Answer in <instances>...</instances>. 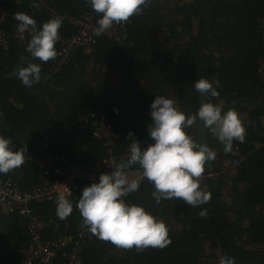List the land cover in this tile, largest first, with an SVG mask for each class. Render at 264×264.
Here are the masks:
<instances>
[{
  "label": "trees",
  "instance_id": "obj_1",
  "mask_svg": "<svg viewBox=\"0 0 264 264\" xmlns=\"http://www.w3.org/2000/svg\"><path fill=\"white\" fill-rule=\"evenodd\" d=\"M18 12L32 16L38 27L64 17L59 40L77 33L68 18L93 15L97 23L99 15L85 0H40L38 10L32 0H0V30L8 44L7 49L0 46V135L12 140L13 150L26 147L30 153L29 161L0 179L19 190L31 192L44 182L35 161L43 156L40 140L59 166L62 160L81 165L107 157L103 140L92 137V116H103L112 127L116 158H127L132 139L141 147L153 143L147 128L155 96L171 98L186 114L194 113L198 93L192 87L201 76L214 87L219 81L218 96L208 100L222 104L224 111L234 108L245 128L244 142L232 146L240 157L235 168L225 166L232 150L225 153L208 131L215 160L199 178L211 195L207 204L191 207L176 199L156 204L146 179L125 197L166 223L171 242L165 248L137 252L91 234L78 249L81 264H219L224 256L234 257L236 264H264V81L258 72L264 58V0H151L126 22L123 42L94 36L89 52L78 47L57 68V56L42 63L26 52L30 38L17 37L13 17ZM21 57L41 66L40 81L30 88L12 75ZM130 131L133 137L126 138ZM187 134L196 139V126ZM92 182L97 181L80 184L71 200L73 211L64 220L56 216L55 203L31 205L46 223L43 239L85 230L75 204ZM201 210L206 217H200ZM26 227L17 215H0V264L19 260ZM64 260L58 254L51 264Z\"/></svg>",
  "mask_w": 264,
  "mask_h": 264
},
{
  "label": "clouds",
  "instance_id": "obj_2",
  "mask_svg": "<svg viewBox=\"0 0 264 264\" xmlns=\"http://www.w3.org/2000/svg\"><path fill=\"white\" fill-rule=\"evenodd\" d=\"M39 2L32 0V7L38 10ZM85 3L99 15L93 35L100 36L114 24H124L130 17L141 14L151 0H85ZM13 19L19 33H32L26 52L33 60L38 58L44 63L55 59L54 45L60 38L59 29L63 23L59 16L39 27L32 16L23 12L16 13ZM40 74V64L25 62L24 57L12 71V75L29 88L40 81ZM215 85L219 86L218 80ZM216 87L202 76L194 82L192 88L201 98L194 113L186 114L171 98L155 96L150 104L151 123L147 128L153 143L141 147L138 140L132 139L127 158L112 166L110 173H101L98 182L82 189L75 204L82 229L117 248H135L137 252L149 247L163 249L171 242L166 223L143 206L127 202L125 197L136 192L146 179L153 186L151 195L156 204L176 199L199 207L210 201L211 195L200 187L199 178L206 165L212 166L215 153L206 143L193 139L187 130L202 126L223 145L225 153L232 150L234 142L243 143L245 136L243 121L234 108L224 111L222 104L208 100L209 95L218 96ZM129 137H133L131 131L126 138ZM26 153V147L14 151L12 140L0 135V174L21 167ZM133 168L136 171L130 176L129 170ZM55 204L60 220L73 211V203L64 193L57 195ZM199 215L206 217V210H201ZM219 264H236V261L234 257L224 256Z\"/></svg>",
  "mask_w": 264,
  "mask_h": 264
},
{
  "label": "built area",
  "instance_id": "obj_3",
  "mask_svg": "<svg viewBox=\"0 0 264 264\" xmlns=\"http://www.w3.org/2000/svg\"><path fill=\"white\" fill-rule=\"evenodd\" d=\"M62 19L65 18L62 17ZM93 19V15H83L79 19H67L77 29V33L69 39L59 40L60 48L57 51V59L54 61L55 68L61 66L69 54L78 47H82L85 52L91 50V46L94 44L93 30L97 27V23ZM125 29L126 23L114 24L111 29L101 35L123 42ZM260 29L264 36V21L261 22ZM31 35L32 33L29 31L17 32V37L24 41L31 38ZM0 46L4 49L8 48L6 37L1 30ZM258 72L264 81V58L259 62ZM92 117H95L92 137L103 140V146L107 149V157L88 161L81 165L69 164L62 160L64 164L59 166L54 159L48 156L45 150L46 144L40 140L39 146L43 156L35 161L44 179L41 187L31 192H25L19 190L11 181L0 179V215H17L23 218L27 225V241L20 251L19 260L15 264H51L58 254L65 259L61 264H81L78 249L85 240L91 238V233L85 229L72 236L65 235L57 239L45 240L41 233L45 229L46 223L32 213L31 205L45 202L55 203L59 193H64L71 201L81 183L98 182L101 173H110L112 166L122 159H126V157L116 158L112 155L116 136L110 124L106 123L101 115ZM262 134L264 139V129ZM29 159L30 153H26L24 164ZM239 162L238 149L234 148L231 151V159L225 162V166L235 168ZM135 171V168L130 169V176Z\"/></svg>",
  "mask_w": 264,
  "mask_h": 264
},
{
  "label": "water",
  "instance_id": "obj_4",
  "mask_svg": "<svg viewBox=\"0 0 264 264\" xmlns=\"http://www.w3.org/2000/svg\"><path fill=\"white\" fill-rule=\"evenodd\" d=\"M200 102H201V98H200V96L198 94V98H197V106L198 107L200 106ZM196 140L206 143L209 146V148H210L208 130L204 129L202 126L201 127H197L196 126ZM206 167L209 170H212L213 169V164H212L211 167H208L207 165H206Z\"/></svg>",
  "mask_w": 264,
  "mask_h": 264
}]
</instances>
